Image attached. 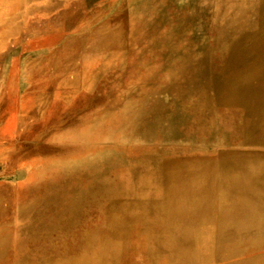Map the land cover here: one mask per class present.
Returning a JSON list of instances; mask_svg holds the SVG:
<instances>
[{
	"label": "rangeland",
	"instance_id": "obj_1",
	"mask_svg": "<svg viewBox=\"0 0 264 264\" xmlns=\"http://www.w3.org/2000/svg\"><path fill=\"white\" fill-rule=\"evenodd\" d=\"M0 116V264L264 260V0H0Z\"/></svg>",
	"mask_w": 264,
	"mask_h": 264
},
{
	"label": "bare ground",
	"instance_id": "obj_2",
	"mask_svg": "<svg viewBox=\"0 0 264 264\" xmlns=\"http://www.w3.org/2000/svg\"><path fill=\"white\" fill-rule=\"evenodd\" d=\"M263 164L264 163H260L258 166L262 167ZM247 179H248V182L250 183L249 185L243 186L242 188L235 186L234 189L237 192H239L238 194H240V196H242L244 200L250 201L254 199L253 201L255 202V204L263 206L264 205V169H259V172L256 174L247 175ZM233 181H236V180H233ZM223 230H225V228ZM227 230L228 228H226L225 231ZM260 264H264V260H262Z\"/></svg>",
	"mask_w": 264,
	"mask_h": 264
},
{
	"label": "crops",
	"instance_id": "obj_3",
	"mask_svg": "<svg viewBox=\"0 0 264 264\" xmlns=\"http://www.w3.org/2000/svg\"><path fill=\"white\" fill-rule=\"evenodd\" d=\"M1 116H0V126L2 125L1 124ZM3 141V137H2V132H1V129H0V143Z\"/></svg>",
	"mask_w": 264,
	"mask_h": 264
}]
</instances>
